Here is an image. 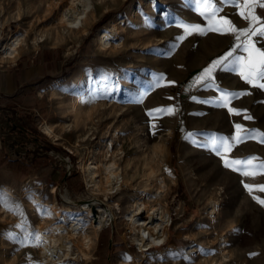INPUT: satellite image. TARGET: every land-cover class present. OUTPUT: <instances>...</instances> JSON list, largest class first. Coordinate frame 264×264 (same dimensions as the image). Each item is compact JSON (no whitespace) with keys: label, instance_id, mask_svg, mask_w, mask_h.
<instances>
[{"label":"rangeland","instance_id":"rangeland-1","mask_svg":"<svg viewBox=\"0 0 264 264\" xmlns=\"http://www.w3.org/2000/svg\"><path fill=\"white\" fill-rule=\"evenodd\" d=\"M73 1L0 0V47L21 38L13 55L0 51V69L7 66L20 82L22 67L33 56L46 59L54 53L61 62L59 68L34 72L16 99L7 97V114L0 102V202L19 204L23 211L21 217L0 203V264H264V206L253 199H264V192L254 188L250 194L244 187L264 185V174L241 176L197 145L204 137L187 136L229 137L235 124L264 132V89L216 69L220 88L247 93L231 100L230 107L241 112L234 115L217 106L221 93L216 88L195 83L230 50L233 36L186 35L181 23L207 26L191 0H94V14L77 31L61 20ZM216 6L218 18L243 29L240 8ZM104 30L110 44L97 38ZM158 76L164 78L162 86L154 87ZM169 107L176 109L174 115H149ZM45 123L57 138L46 132ZM226 155L264 160V143L248 139ZM107 160L122 173L118 191L104 177L92 186L83 172L82 165L90 162L102 171L100 164ZM142 195L147 205L161 206L172 218L165 245L150 248L145 257L126 222ZM85 202L93 213L103 207L115 216L98 233L91 216H83L92 244L89 251L80 240L76 244L90 259H43L42 232L54 235V225L67 228ZM22 220L26 229L41 234L39 247L31 240L27 246L18 242Z\"/></svg>","mask_w":264,"mask_h":264},{"label":"snow or ice","instance_id":"snow-or-ice-1","mask_svg":"<svg viewBox=\"0 0 264 264\" xmlns=\"http://www.w3.org/2000/svg\"><path fill=\"white\" fill-rule=\"evenodd\" d=\"M191 3L195 6L194 10L207 21V26L202 27L200 24L181 23L180 27L184 29L186 35H190L193 32L201 35L215 32L221 35L230 34L234 38V44L230 46V50L218 59L212 61V63L198 76L195 83L198 85L202 84L206 88H216L221 93L217 106L226 107L230 114L240 115V110L230 107V103L232 99L239 98L247 93L228 91L227 89L220 88L215 82L213 73L216 69H220L227 73H236L239 75L240 79L247 84L258 87L259 89H264V45L257 48L256 42L252 40L253 36L264 38V21H262L260 16L255 14V9L257 7L264 9V0H243L242 3L241 0H215V3L214 0H191ZM217 3L221 5L228 4L240 8V15L249 22V26L240 29L233 25L230 20L224 17L218 18V13L221 11V8L216 6ZM178 39L183 40L184 37L181 36ZM241 49L244 53H247L246 56L236 54L238 50ZM163 79V76L156 77L154 87H161V81ZM174 83V81H168V84ZM175 112L176 109L174 107L157 108L150 110L149 115L151 116L154 113L174 115ZM244 118L247 120L253 119L250 115H245ZM234 128V134L229 137L220 136L216 133L197 134L191 132L187 133V136L189 140H193L197 135L204 137L205 139L203 140L195 141L197 145L208 148L210 151L214 152L221 158L224 167L238 172L241 176L255 177L257 174H264V160H260L259 157L249 156L245 159H229L226 155V153H230L236 145L248 139L259 138V142L264 143V132L246 129L241 124H235ZM253 161H259V163L254 164ZM244 187L250 194L253 193L254 188L255 190L264 192V185L253 186L245 183ZM253 199L264 206V199H260L254 195ZM0 203H2V206H4L6 210L23 217V211L19 204H8L7 201H2ZM38 211H40L42 215L46 214L41 208H38ZM17 227L24 230L23 238L18 241L21 246H27L29 240L32 241L31 246L33 247H39L43 242L40 233L30 231L24 227L23 220ZM9 235L12 236L13 239H16L15 234L10 233ZM250 255H256V253H250Z\"/></svg>","mask_w":264,"mask_h":264},{"label":"bare ground","instance_id":"bare-ground-1","mask_svg":"<svg viewBox=\"0 0 264 264\" xmlns=\"http://www.w3.org/2000/svg\"><path fill=\"white\" fill-rule=\"evenodd\" d=\"M73 5L74 6H70L63 10L61 13V20L66 27L81 31L84 29L88 19L94 14L96 2L94 0H76L75 3L73 1ZM97 38L102 45L109 43L110 36L108 30L101 31ZM20 40L21 38L16 36L9 41H5L0 47V51L6 56L13 55ZM77 106L78 104L73 101L71 107L74 111H77ZM44 129L49 135L57 136L54 132L53 126L45 123ZM111 147L110 143L108 145V150ZM82 166L84 174L88 176L87 181L92 186L100 177H104L106 183L112 185V189L115 188V191L120 190V186L123 184L122 173L113 160L102 162L100 164L102 171L98 170L96 163H85ZM145 198L146 196L142 195L126 215V222L129 225L130 236L136 242L143 257H145L150 248L165 245L168 239V225L172 223L171 215L168 212H164L159 205L156 207L147 205L146 202L142 200ZM92 208V204L85 202L82 209L71 218L67 228H61L59 225H54V235H52L53 233L47 234L46 232H42L44 237L42 247L43 259L49 262H56L60 259L65 260L73 256H81L85 257V259H90L89 254L86 253L85 250L80 251L76 244V241L80 240L82 246L88 251L92 244V236L88 235V233L86 234L84 230L85 224L82 222L83 216L87 214L91 216V224L95 233L103 231L115 219L111 209L99 207L97 209L98 212L93 213ZM140 211H144V215L140 216ZM79 253H81V255Z\"/></svg>","mask_w":264,"mask_h":264},{"label":"crops","instance_id":"crops-1","mask_svg":"<svg viewBox=\"0 0 264 264\" xmlns=\"http://www.w3.org/2000/svg\"><path fill=\"white\" fill-rule=\"evenodd\" d=\"M242 2L243 0H241V3ZM255 14L260 16L262 21H264V9L257 7L255 9ZM244 24L243 28H247L249 26V22L247 20H245ZM252 40L256 42L257 48L264 45V38L253 36ZM241 51L242 55H247V53H244L242 49ZM55 56L56 55L54 53H50L47 55L46 59H44L42 55V57H38L40 58L38 60H36V56H33L30 63H28L29 60H27L26 66L22 67L23 76H21L22 80L20 82L15 80L13 74L7 73V66H3L4 68L0 69V102L4 109L3 113L7 114V97H13L16 99V94L20 92L22 85H26V81L34 72L40 73L44 71L43 69H48L53 66H57V68L60 67L61 62L59 60L57 61V57Z\"/></svg>","mask_w":264,"mask_h":264}]
</instances>
